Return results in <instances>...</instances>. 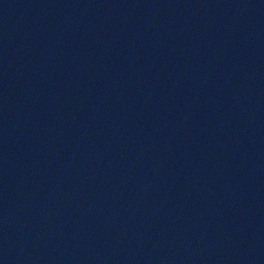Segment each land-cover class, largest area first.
I'll return each instance as SVG.
<instances>
[{
    "label": "water",
    "instance_id": "water-1",
    "mask_svg": "<svg viewBox=\"0 0 264 264\" xmlns=\"http://www.w3.org/2000/svg\"><path fill=\"white\" fill-rule=\"evenodd\" d=\"M0 264H264V0H0Z\"/></svg>",
    "mask_w": 264,
    "mask_h": 264
}]
</instances>
